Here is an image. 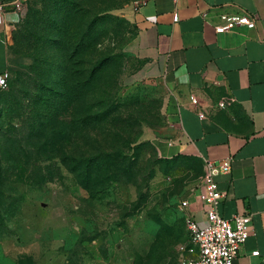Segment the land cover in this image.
I'll return each instance as SVG.
<instances>
[{"label":"rangeland","instance_id":"rangeland-1","mask_svg":"<svg viewBox=\"0 0 264 264\" xmlns=\"http://www.w3.org/2000/svg\"><path fill=\"white\" fill-rule=\"evenodd\" d=\"M141 2L12 4L9 81L0 93V159L7 160L0 204L18 210L0 215V264H179L187 240L182 202L201 184L203 166L160 159L150 141L165 123L167 92L134 53L127 12ZM79 41L85 59L73 70L84 81L72 96L61 87L62 47L73 45L72 54ZM95 115H104L102 125ZM44 118L56 120L42 130L46 138H28ZM82 162L95 168L89 191L68 169ZM43 176L50 181L40 183Z\"/></svg>","mask_w":264,"mask_h":264},{"label":"crops","instance_id":"crops-1","mask_svg":"<svg viewBox=\"0 0 264 264\" xmlns=\"http://www.w3.org/2000/svg\"><path fill=\"white\" fill-rule=\"evenodd\" d=\"M14 1L0 0V79L10 71ZM241 13L257 17L254 30L215 33L220 15ZM127 18L136 58L167 92L165 123L150 138L157 156L196 159L202 166L231 159L230 173L216 178L226 195L218 213L226 220L251 215L250 235L233 264H264V0H142ZM202 193L200 184L187 195L185 209L201 227Z\"/></svg>","mask_w":264,"mask_h":264},{"label":"built area","instance_id":"built-area-1","mask_svg":"<svg viewBox=\"0 0 264 264\" xmlns=\"http://www.w3.org/2000/svg\"><path fill=\"white\" fill-rule=\"evenodd\" d=\"M17 1L13 2L16 7ZM219 19L220 24L215 26V33L218 35L241 27L249 31L254 30L257 21L256 16L247 13L222 14ZM176 21L175 15L174 22ZM8 81L9 75L6 73L0 79V88H6ZM189 100L193 109L199 113V117L204 118V114L199 111L198 100L195 97H190ZM226 105L225 101L218 103L220 109H225ZM230 171L231 159L218 164L212 162L204 164L201 182L203 193L200 199L205 225L201 227L193 218H186L187 241L178 248L179 264H233L248 239L251 229L250 214H238L226 220L218 213V206L226 195L219 190L216 178L229 174ZM182 207L186 209L188 203L183 201ZM252 256H259V252H253Z\"/></svg>","mask_w":264,"mask_h":264},{"label":"trees","instance_id":"trees-1","mask_svg":"<svg viewBox=\"0 0 264 264\" xmlns=\"http://www.w3.org/2000/svg\"><path fill=\"white\" fill-rule=\"evenodd\" d=\"M79 42L80 43L77 45V47L70 48L72 51L73 50L76 51V52H73L72 54H70L69 47H72L73 45L69 46V44H66L62 47L63 53H64V61H65L66 66L64 68V73L60 79L61 87H63L65 90H70L72 93V96H73V94L76 95V94L81 92V86H82L83 81H84L83 71L73 70V67L82 66L83 62H84L83 59H85V56H83L82 42L81 41H79ZM75 58L77 60L76 64H74ZM74 65H76V66H74ZM96 69L97 68H95V71H96ZM81 81H82V83H81ZM93 82H94V80H93ZM68 84H70V86ZM94 95H95V93H94ZM37 118H38V116H37ZM91 119L94 120V123L96 126L102 125V122L105 121L104 115L91 116ZM55 122H56V120L54 118H51V119L50 118L49 119L44 118L43 120L38 119V121L34 124L33 129H31L29 131V133L27 134V137L28 138H37V137L46 138V136H43L42 130L47 129L51 125L54 126ZM80 122H82V121L80 120ZM37 132H39L40 135L37 136L36 135ZM50 139L55 141L56 136H51V135L48 136V140H50ZM43 145H44V143H43ZM41 149L45 151V154L53 155V156H51V160L58 157V156H55L54 152L52 151L53 149H48V146H44V147L41 146ZM36 154H37V158L40 160V156H39L40 154L39 153H36ZM80 158H85V157H80ZM6 161L3 162L0 159V177H1L2 171H3L2 166L4 165V163H6ZM81 161H86V159L80 160V162ZM82 163L84 165H76V166H74L72 168H68V169L75 176V178L80 181V186H82L83 188H85L86 190L89 191L90 187L93 186L91 179L93 178L92 174H93V171L95 168H93V166H87V162H82ZM27 165H29V164H27ZM33 165L34 164L32 163L31 166H33ZM28 170L29 169H26V173ZM100 172H102V168L98 169V173H100ZM29 177L30 176H28V179H31ZM33 177H32V179H33ZM50 179L51 178L43 176L42 178H39V181H40V183L41 182H47V181H50ZM31 183L36 184L35 180H31ZM15 207L14 206L12 207L11 204H9V205H7V204L1 205L0 204V215H2L5 218H11L12 215L14 214V211L16 212L18 210V207L17 208H15ZM20 264H33V263H32V261H26V262L21 261Z\"/></svg>","mask_w":264,"mask_h":264}]
</instances>
